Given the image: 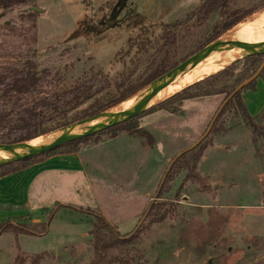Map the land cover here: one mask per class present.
I'll list each match as a JSON object with an SVG mask.
<instances>
[{"label": "rangeland", "instance_id": "obj_1", "mask_svg": "<svg viewBox=\"0 0 264 264\" xmlns=\"http://www.w3.org/2000/svg\"><path fill=\"white\" fill-rule=\"evenodd\" d=\"M202 1L34 0L0 11V78L11 69L14 52L35 49L30 72L36 75L17 82H58L41 92L6 94L1 108L17 112L47 90L72 88L97 72L112 84L130 74L131 81L144 78L151 69L148 58L160 44V25L182 20ZM30 7L40 12L29 14ZM238 8L251 9V16L226 35L263 15L264 0H232L231 9ZM219 20L212 14L180 29L169 49L170 64L202 44ZM145 30L150 44L144 52L143 38L137 37ZM241 68L239 62L231 71L237 75ZM255 82L244 98L248 107L253 99L259 103L252 123L260 133L226 113L199 143L204 151L195 179L186 177L185 169L171 171L172 166L160 186L173 159L205 134L223 95L175 101L170 104L174 112L148 110L136 121L139 133H104L78 145L91 162L87 181L81 173L67 172L21 179L12 188V201L0 209V222L33 225L45 222L53 210L52 219L43 235H0V264H89L90 213L100 214L123 239H132L114 254L140 264H264V94L259 91L264 84L260 78ZM154 205L163 215L158 222Z\"/></svg>", "mask_w": 264, "mask_h": 264}, {"label": "trees", "instance_id": "obj_2", "mask_svg": "<svg viewBox=\"0 0 264 264\" xmlns=\"http://www.w3.org/2000/svg\"><path fill=\"white\" fill-rule=\"evenodd\" d=\"M34 0H0V11H6L13 7L27 6L28 3ZM232 0H203L193 11L187 14L182 20H177L172 23H162L160 25L159 41L160 44L153 54L148 58V66L150 71L147 75L136 81L130 80V75L113 84L108 81L107 77L97 72L90 76L88 82H83L69 89L56 90L49 89L44 92L42 98L36 99L31 105L22 107L16 111H7L4 105L0 106V144H14L22 141L31 140L39 136L45 135L54 130L63 128L72 123L81 121L83 119L94 116L104 110L114 107L121 102L127 100L137 91L148 85L153 80L162 76L179 63L183 62L191 55L202 49L204 46L223 36L238 24L244 22L251 15V9H231ZM29 14L35 12L29 11ZM218 14L220 20L215 23L211 29L208 38L200 44L196 49L186 54L178 62L170 64L169 49L172 48L177 39V32L185 28L191 22L197 24L203 23L210 15ZM137 39H142L139 46L145 50V45L150 44L147 38V32L140 31ZM14 61L11 69L6 72L5 77L0 78V103L6 94H26L43 91L42 88L49 84H56L58 82H17L23 77H34L36 72H30L36 66V58L38 56L35 49L26 52L12 54ZM264 60L263 54H252L238 60L228 68L218 72L211 78L200 81L188 89L182 91L175 97L165 101L164 103L152 108L148 113H153L156 110L165 109L174 112L172 103L177 101L179 104L187 99L211 97L223 95L224 100L231 94V92L242 82L249 79L260 67ZM242 63L241 70L234 75L231 71L237 63ZM35 71V70H34ZM132 73V72H131ZM264 84V69L259 75ZM232 79V81H230ZM256 80L252 81L240 92L236 93L231 100L223 107L219 116L217 117L212 129L216 131L218 123L226 113L233 116H238L242 121L251 127L254 134L258 129L252 123V117L248 114L245 105L242 102V93L255 90ZM114 88L115 93L109 95L108 91ZM38 94V93H37ZM105 94V95H103ZM147 114V112H146ZM145 114V115H146ZM144 115V114H142ZM141 116L132 118L117 126L111 127L94 136L83 138L81 140L73 141L56 148L50 152H46L37 156L24 159L20 162L9 164L0 167V178L12 173H15L22 168L30 165L38 157H48L55 153L70 154L77 151L78 145L88 141L91 138H96L100 134L116 132H126L128 134L139 133L136 121ZM260 133V132H259ZM262 134V133H261ZM263 135V134H262ZM116 135H113L115 137ZM204 151L203 144H199L196 148L180 157L173 165L171 171L177 169V172L187 170L189 179H195L196 169L202 152ZM57 209L66 208L73 209L70 206H58ZM55 208V209H56ZM82 211V209L76 210ZM89 212V209L86 212ZM153 217H156L157 222L163 218L160 215V206L152 207ZM53 214V210L50 214ZM50 217L42 223L21 224L15 225L8 220L0 222V235L3 233H12L15 236L18 234H34L43 235L46 232L48 222L52 219ZM91 214V230L89 235L91 237V252L92 257L89 264H140L133 260L123 259L114 254L115 251L131 244L132 239H123L117 231L110 227L109 223L100 215L96 213Z\"/></svg>", "mask_w": 264, "mask_h": 264}, {"label": "water", "instance_id": "obj_3", "mask_svg": "<svg viewBox=\"0 0 264 264\" xmlns=\"http://www.w3.org/2000/svg\"><path fill=\"white\" fill-rule=\"evenodd\" d=\"M29 11L40 12L35 7H30ZM248 41L258 42L264 44V36H256L254 34H225L210 42L202 49L191 55L189 58L179 63L177 66L164 73L162 76L150 82L148 85L144 86L142 89L137 91L134 95L129 97L127 100L121 102L120 104L111 107L103 112H100L94 116L83 119L81 121L72 123L63 128L54 130L45 135L39 136L37 138L22 141L14 144H0V153H3L4 156L0 158V167L6 166L9 164L20 162L24 159L37 156L46 152H50L56 148H59L65 144H68L73 141L81 140L83 138L94 136L98 133H101L111 127L117 126L121 123H124L132 118H135L146 111L164 103L165 101L175 97L182 91L188 89L192 85L200 82L204 79H192L178 86V88L171 94L164 96L158 100L145 101L144 98L148 97L149 94L157 88H164L170 83V81L178 74L182 73L190 67L203 62L204 65L215 53L222 51L232 45L246 43ZM252 55V54H251ZM264 69V60L258 70L247 80L238 85L231 94L222 102L217 112L215 113L207 131L205 134L190 148L184 150L178 154L173 161L170 163L166 173L163 176V179L160 183L162 185L165 177L167 176L169 170L173 164L184 154L190 152L196 148L201 140H203L210 132L213 127L217 117L222 111L223 107L233 98V96L240 92L244 87L250 84L252 81L256 80L261 72ZM157 198V194L155 195ZM151 209L149 206L147 213ZM145 214V216L147 215ZM144 216V217H145Z\"/></svg>", "mask_w": 264, "mask_h": 264}, {"label": "bare ground", "instance_id": "obj_4", "mask_svg": "<svg viewBox=\"0 0 264 264\" xmlns=\"http://www.w3.org/2000/svg\"><path fill=\"white\" fill-rule=\"evenodd\" d=\"M245 23V22H244ZM264 26V14L257 17L253 21L244 24L236 33L254 34L256 36H264L262 30ZM262 30V31H261ZM264 44L248 41L246 43L232 45L222 51H219L207 59L205 65L203 62L190 67L182 73L176 75L168 85L164 88H157L152 91L145 101L158 100L174 92L178 86L192 79H201L206 76H212L218 72L228 68L238 60L250 54H263ZM4 154L0 153V158Z\"/></svg>", "mask_w": 264, "mask_h": 264}, {"label": "crops", "instance_id": "obj_5", "mask_svg": "<svg viewBox=\"0 0 264 264\" xmlns=\"http://www.w3.org/2000/svg\"><path fill=\"white\" fill-rule=\"evenodd\" d=\"M256 91L255 93L251 92V95L256 94L257 93ZM259 91L262 94H264V85H261V89H259ZM245 93L242 94L241 96L242 102L245 105L248 114L252 117L253 115L257 114V111L259 110L260 106L258 101H255V99H253V101L250 104V107H248L246 103L247 99L244 98L247 96ZM116 138L117 137H115L114 139ZM81 149H77L76 152L70 154L55 153L53 155L45 157L43 160H40L39 162L24 167L15 173L1 177L0 178V209L4 204H6V202L12 201L13 199L11 193L12 188H15V186L18 183L23 182L21 181V179L22 180L30 179V181H35L36 177L38 176L41 177L42 175L45 174H50L51 176L58 175L59 177H61L63 173L67 172L69 175L73 174L74 176H76L75 174L81 173L85 178V180L87 181V168L88 165L91 164V162L83 158ZM56 200L57 199H55L53 202L54 203L58 202ZM24 208L27 211L26 202H24ZM37 223H42V221L38 220Z\"/></svg>", "mask_w": 264, "mask_h": 264}]
</instances>
